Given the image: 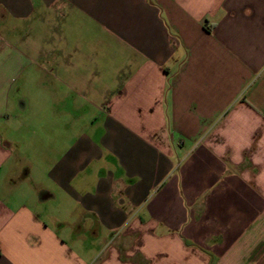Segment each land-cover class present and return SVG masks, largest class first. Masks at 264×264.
<instances>
[{
	"label": "crops",
	"instance_id": "obj_1",
	"mask_svg": "<svg viewBox=\"0 0 264 264\" xmlns=\"http://www.w3.org/2000/svg\"><path fill=\"white\" fill-rule=\"evenodd\" d=\"M0 264H264V0H0Z\"/></svg>",
	"mask_w": 264,
	"mask_h": 264
}]
</instances>
